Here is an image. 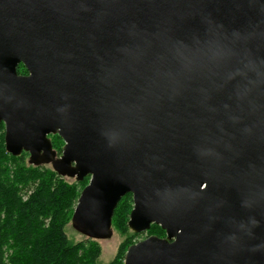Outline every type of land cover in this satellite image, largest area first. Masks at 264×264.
I'll list each match as a JSON object with an SVG mask.
<instances>
[{
	"label": "water",
	"instance_id": "1",
	"mask_svg": "<svg viewBox=\"0 0 264 264\" xmlns=\"http://www.w3.org/2000/svg\"><path fill=\"white\" fill-rule=\"evenodd\" d=\"M0 123L89 178L78 234L109 239L126 194L131 232H165L123 264H264V0H0Z\"/></svg>",
	"mask_w": 264,
	"mask_h": 264
},
{
	"label": "trees",
	"instance_id": "2",
	"mask_svg": "<svg viewBox=\"0 0 264 264\" xmlns=\"http://www.w3.org/2000/svg\"><path fill=\"white\" fill-rule=\"evenodd\" d=\"M16 72L28 74L22 64ZM48 139L60 156L62 139L57 135ZM88 180L69 182L50 166L29 165L27 153L17 157L7 154L4 125L0 123V264H96L100 254L97 241L84 238L74 242L66 234ZM132 205L131 194H126L113 211L111 228L122 240L108 264H123L127 248L142 236L127 227ZM145 235L164 238L165 232L152 224Z\"/></svg>",
	"mask_w": 264,
	"mask_h": 264
},
{
	"label": "rangeland",
	"instance_id": "3",
	"mask_svg": "<svg viewBox=\"0 0 264 264\" xmlns=\"http://www.w3.org/2000/svg\"><path fill=\"white\" fill-rule=\"evenodd\" d=\"M52 136H54V135H52ZM65 180H67L69 182H75L74 179L65 178ZM87 184H88V182H87ZM66 234H67L68 238H70L74 242L82 241L85 238L82 235L75 232V230L72 229L70 223L66 227ZM145 237H146L145 233H142V236H140V238H138L137 241H140V240L144 239ZM121 240L122 239H121L120 235L117 232L112 230V235L109 239L97 241L98 246L100 248V254H99V257L97 259L96 264H108L109 262H111L113 257L115 256L117 247H118L119 243L121 242Z\"/></svg>",
	"mask_w": 264,
	"mask_h": 264
}]
</instances>
